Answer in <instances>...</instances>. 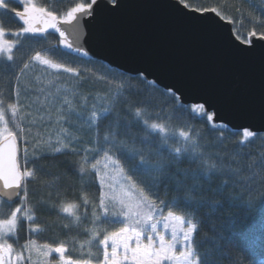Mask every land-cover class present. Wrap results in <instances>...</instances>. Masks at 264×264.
Instances as JSON below:
<instances>
[{"label": "snow or ice", "instance_id": "1", "mask_svg": "<svg viewBox=\"0 0 264 264\" xmlns=\"http://www.w3.org/2000/svg\"><path fill=\"white\" fill-rule=\"evenodd\" d=\"M126 8L162 13L127 66L90 47L110 44L96 22ZM0 10L20 25L0 19V75L16 81L15 100L0 93V264H242L225 253L254 254L255 223L235 226L257 210L264 253V152L253 151L258 139L264 147V0L248 11L246 35L188 0H72L62 11L0 0ZM247 61L260 69L258 97L238 68ZM22 92L36 93L39 115ZM58 156L76 157L73 199L67 170H49ZM42 210L55 219L38 222ZM48 228L66 239L38 242Z\"/></svg>", "mask_w": 264, "mask_h": 264}, {"label": "trees", "instance_id": "2", "mask_svg": "<svg viewBox=\"0 0 264 264\" xmlns=\"http://www.w3.org/2000/svg\"><path fill=\"white\" fill-rule=\"evenodd\" d=\"M37 2L43 6L50 7L53 10H65L68 6H70V3L72 0H37ZM190 5L192 7H217L219 10H221L226 16L232 17L236 21H240L241 23H236L235 27L238 28L242 33L245 35L247 34V31L251 30L253 27V24L248 17V11L251 7H255L257 13L260 12V0H188ZM240 8L241 11L237 12L236 9ZM0 19H3L5 25L10 28H17L19 27V23L13 18L11 14L5 15L3 10H0ZM259 28V26H257ZM52 39V37H50ZM39 46H37L38 48ZM67 50H61L59 53H55L54 55L62 60L68 59L70 60L75 54H70L68 57H64L62 55L63 52ZM31 54V50H29V53ZM26 58V57H25ZM70 66H75V64H72ZM23 79L26 80H33L32 73H28L27 76ZM68 82H70L69 78H65ZM64 82V81H62ZM67 86V84H66ZM23 87V86H22ZM15 88H16V81L11 78H5L4 75H0V93H3L4 96L7 98V101L15 100ZM83 90L86 93H92L95 95L96 92L103 91V87L100 84H97L95 86H92L89 83H85L83 86ZM36 96L35 92H30L29 94L25 95L22 92L21 95V102L25 103L26 105H31L30 108H25V111H32L36 113V109L39 107V104H33L32 100ZM39 115V113H36ZM31 119V117H29ZM69 127V130L73 135H81L84 137V140L87 141L88 137L84 136L83 133H78L76 128L74 126H67ZM199 127V125H197ZM211 136L209 134H205V141H210ZM228 143H231V141H228ZM84 146V145H81ZM254 152L260 153L264 152V147H261V141L258 139L256 142V145L253 148ZM73 159H76V157L69 156L65 158L64 156H58L57 157V166L50 168L49 170L54 173H60L61 175H64L67 170V175L62 180V188H67V198L73 199L75 196L79 194V185L78 181L76 180V177H74L71 174V169L68 161H71ZM71 185H75V187H70ZM18 203V201H17ZM167 211V210H165ZM39 217L40 223L44 222H50L55 219L54 216H50L47 212V210H42L37 213ZM260 213L259 210L253 213H239L236 217V226L235 229L239 232H245L251 226L253 223H255V236L257 238V244L255 246V252L252 255H249L248 253H240L237 252L235 249H228L226 250V255H231L232 258H235L237 255H240L243 257L242 264H264V253L261 252V248L259 245V235H260V223H259ZM116 227V226H115ZM25 228H26V222H25ZM28 234L25 232L21 233V240L20 243L22 244L24 242V239H26ZM34 238L38 239V242H48L52 244L59 243L62 240L66 239L65 234L60 229H52L48 228L46 231L40 233L38 236H35ZM74 257H78L79 253L73 252L70 253ZM86 255V250H85ZM219 264H230L229 260H223L220 261Z\"/></svg>", "mask_w": 264, "mask_h": 264}, {"label": "water", "instance_id": "3", "mask_svg": "<svg viewBox=\"0 0 264 264\" xmlns=\"http://www.w3.org/2000/svg\"><path fill=\"white\" fill-rule=\"evenodd\" d=\"M161 14L159 10L152 8H126L119 16L102 17L96 22V28L106 32L111 42L108 45H90L92 54L106 57L105 62L112 61L127 66L134 58L143 54L145 43L153 37L155 21ZM221 23L225 31L232 27L224 21ZM238 68L244 74L252 95L258 97L260 73L258 64L255 61H247L238 65Z\"/></svg>", "mask_w": 264, "mask_h": 264}, {"label": "rangeland", "instance_id": "4", "mask_svg": "<svg viewBox=\"0 0 264 264\" xmlns=\"http://www.w3.org/2000/svg\"><path fill=\"white\" fill-rule=\"evenodd\" d=\"M233 26L235 27V25H232V27H233ZM115 226H116V227H119V225H115ZM53 255H54V254H53Z\"/></svg>", "mask_w": 264, "mask_h": 264}]
</instances>
